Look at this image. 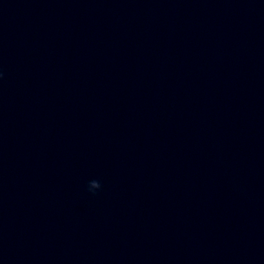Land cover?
Here are the masks:
<instances>
[{
	"label": "clouds",
	"instance_id": "obj_1",
	"mask_svg": "<svg viewBox=\"0 0 264 264\" xmlns=\"http://www.w3.org/2000/svg\"><path fill=\"white\" fill-rule=\"evenodd\" d=\"M101 187V184L98 180H91L88 184V190L90 192H95V190L99 189Z\"/></svg>",
	"mask_w": 264,
	"mask_h": 264
}]
</instances>
